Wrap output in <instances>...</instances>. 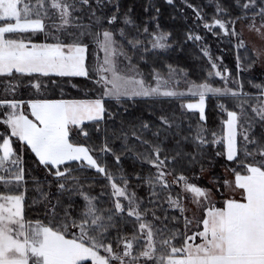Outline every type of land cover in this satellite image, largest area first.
I'll return each mask as SVG.
<instances>
[{"label": "snow or ice", "instance_id": "1", "mask_svg": "<svg viewBox=\"0 0 264 264\" xmlns=\"http://www.w3.org/2000/svg\"><path fill=\"white\" fill-rule=\"evenodd\" d=\"M165 4L0 0V264H264V0Z\"/></svg>", "mask_w": 264, "mask_h": 264}, {"label": "trees", "instance_id": "2", "mask_svg": "<svg viewBox=\"0 0 264 264\" xmlns=\"http://www.w3.org/2000/svg\"><path fill=\"white\" fill-rule=\"evenodd\" d=\"M151 2L154 3L155 6L161 8V11L164 13L163 20H164L165 24H170L177 29H180L182 27L183 21H181L179 18H177L176 21H172L169 19V15L170 14L175 15V12L172 8L168 7L165 4V0H151ZM177 2L179 3V0H177ZM196 2L197 3L207 2V0H196ZM125 3L134 4L137 15L140 16V15H142L143 6H145L147 3H149V0H125ZM209 43L212 46V51H213L214 55L223 56L225 61L228 62V64H229L228 66L230 68H234L235 60L232 57V55H230L231 53L227 54V52H225L224 50H221L220 46H217V42H216L215 38H210ZM186 63L192 69V71L199 74V67L197 65L199 63H201L200 61L188 60V61H186ZM245 85H246V88L249 87L247 84V81H246ZM75 94H76V92L74 93V95ZM125 166L128 167L130 170L131 161H129Z\"/></svg>", "mask_w": 264, "mask_h": 264}, {"label": "rangeland", "instance_id": "3", "mask_svg": "<svg viewBox=\"0 0 264 264\" xmlns=\"http://www.w3.org/2000/svg\"><path fill=\"white\" fill-rule=\"evenodd\" d=\"M217 42V41H216ZM217 46H220L221 50H224L225 52H227V54L232 55V57L235 60V56H234V51L232 49V46H230L226 41L223 43H217ZM219 56V55H216ZM224 64L230 68L228 65V62L225 61L224 59ZM246 77L248 76V73L244 74ZM252 76L255 77L257 80L259 79H264V68H262L260 65H257L256 68L252 71ZM246 86V85H245ZM67 91H69L70 93H72L74 95V93L76 92L75 89H72L70 87L67 88Z\"/></svg>", "mask_w": 264, "mask_h": 264}]
</instances>
